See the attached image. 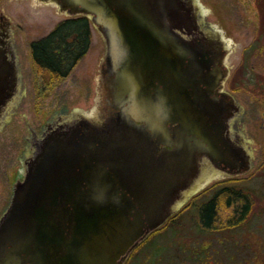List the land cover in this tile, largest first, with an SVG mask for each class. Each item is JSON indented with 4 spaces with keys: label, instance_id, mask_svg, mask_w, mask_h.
Listing matches in <instances>:
<instances>
[{
    "label": "water",
    "instance_id": "95a60500",
    "mask_svg": "<svg viewBox=\"0 0 264 264\" xmlns=\"http://www.w3.org/2000/svg\"><path fill=\"white\" fill-rule=\"evenodd\" d=\"M53 2L97 27L112 67H120L112 83L115 98L130 104L107 133L89 124L81 135L70 127L48 137L13 184L0 219V264H122L145 236L143 213L150 229L173 214L177 203L169 198L183 181L181 162L193 157L181 146L180 132L195 133L196 116L180 94L172 30L187 19L185 8L181 0ZM128 114L161 134L165 124L168 133V122L178 123L166 177L161 156L148 154L145 133Z\"/></svg>",
    "mask_w": 264,
    "mask_h": 264
},
{
    "label": "rangeland",
    "instance_id": "374dc122",
    "mask_svg": "<svg viewBox=\"0 0 264 264\" xmlns=\"http://www.w3.org/2000/svg\"><path fill=\"white\" fill-rule=\"evenodd\" d=\"M196 1L229 40L232 68L242 64L240 57L245 56L249 95L247 100L242 99L255 163L250 174L233 185L245 193L249 207L245 217L232 221L234 224L229 222L230 211L222 208L215 226L205 228L199 221L197 205L209 199L212 189L190 201L185 197L166 223L142 242L125 264H264V0ZM0 8L10 20L27 82L23 111L30 125L40 129L57 112L73 118L92 116L100 108L98 68L105 53V42L97 27L91 23V46L71 73L51 79L34 66L29 43L69 15L52 3L34 0H0ZM28 135L24 117L12 119L0 131V216L10 203L14 175L21 166Z\"/></svg>",
    "mask_w": 264,
    "mask_h": 264
},
{
    "label": "flooded vegetation",
    "instance_id": "af4514ba",
    "mask_svg": "<svg viewBox=\"0 0 264 264\" xmlns=\"http://www.w3.org/2000/svg\"><path fill=\"white\" fill-rule=\"evenodd\" d=\"M34 1L52 3L59 11L68 15L60 10L53 0ZM181 1L187 19L172 26V30L176 35L179 70L182 71L180 94L182 101L186 104L185 107L195 113L196 132H186V129L179 131L181 146L189 147L193 157L191 161L181 162L180 175L183 181L169 198L175 203H179L187 196L190 201L193 197L201 196L208 188L212 189L213 194L207 200L217 197L224 188L240 191L233 182L246 178L255 163L246 132V109L242 99L243 96L247 100L249 95L246 83L250 77L246 75L243 66L245 56L242 54L240 57L242 64L232 68L230 43L221 33V29L208 20L202 11L201 4L196 0ZM118 70L120 67L116 69L112 67L105 47V53L98 68L100 108L94 111L92 116L80 118L68 117L56 111L57 113H54L50 120L45 121L40 129H34L23 111L27 82L22 73L12 26L0 8V131L16 117H24L29 130L20 160L21 166L15 172L14 182L23 178L30 160L41 152L48 137L54 133L70 127H78L81 135L87 131L84 126L89 124L99 128L100 132L107 133L114 123L120 119L124 120L126 117L124 113H127L130 101H120L115 98L112 83ZM256 84L260 87V79L256 81ZM159 87L162 85L159 84ZM149 89L152 90V86ZM163 116L166 122V113ZM127 118L145 133L148 154L156 152L161 156L163 173L166 177V162L174 161L171 158V152L177 147L174 133L178 123L168 122V133H166L165 124L164 132L161 134L150 128L144 120H138L129 114ZM218 153L221 155L217 156ZM151 158L148 156L147 160ZM145 168L148 169L149 165ZM197 189L200 190L197 191ZM131 212L134 213V210ZM171 216L172 214L157 228L150 229L151 220H148L149 216L146 217L143 213L141 218L145 236L132 248L122 264H125L131 253L155 230L161 228ZM129 217L132 218L131 215Z\"/></svg>",
    "mask_w": 264,
    "mask_h": 264
},
{
    "label": "trees",
    "instance_id": "16d2710c",
    "mask_svg": "<svg viewBox=\"0 0 264 264\" xmlns=\"http://www.w3.org/2000/svg\"><path fill=\"white\" fill-rule=\"evenodd\" d=\"M91 43L90 19L83 15L72 16L59 20L48 33L33 39L29 43V51L37 70L45 71L51 79H58L71 73L87 53ZM248 207L249 201L245 194L239 190L224 188L217 197L198 204L197 211L201 225L213 228L221 218L220 209L230 211L229 222H232L242 220ZM234 223L236 222L231 224Z\"/></svg>",
    "mask_w": 264,
    "mask_h": 264
}]
</instances>
